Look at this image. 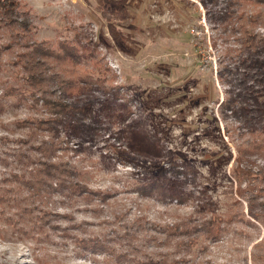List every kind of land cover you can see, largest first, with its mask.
Instances as JSON below:
<instances>
[{"label": "rangeland", "instance_id": "1", "mask_svg": "<svg viewBox=\"0 0 264 264\" xmlns=\"http://www.w3.org/2000/svg\"><path fill=\"white\" fill-rule=\"evenodd\" d=\"M19 1L34 23L24 39L68 40L93 51L89 61L104 57L108 68L101 64L95 75L101 84L76 97L93 109L95 140L88 141L85 131H61L70 139L62 156L95 191L92 200L75 196L55 206L30 197L35 166L24 162L31 152L19 141L29 128L17 122L49 115L27 91L26 97L5 99L0 264H120L118 257L134 260L124 264H165L159 253L171 260L177 257L169 252L174 246L154 247L145 232L136 239L137 230L126 225L139 218L172 225L198 208L199 215L213 211L227 229L217 241L202 240L189 254H179L186 260L181 264H264V117L256 121L262 129L255 137L245 111L225 102L242 94L236 86L245 72L238 62L244 56L228 50L240 47L226 32L230 0H128L123 16L112 12L118 0ZM11 35L0 27V88L23 90L11 60L24 48L6 47ZM132 130L145 137L129 146L125 135ZM39 134L46 138L50 132ZM257 140L263 142L258 149ZM173 163L197 172L177 176ZM154 180L166 190L182 188L187 200L138 188ZM93 243L106 248L93 251Z\"/></svg>", "mask_w": 264, "mask_h": 264}, {"label": "trees", "instance_id": "2", "mask_svg": "<svg viewBox=\"0 0 264 264\" xmlns=\"http://www.w3.org/2000/svg\"><path fill=\"white\" fill-rule=\"evenodd\" d=\"M127 2L128 0H118V3L113 5L112 12L116 15H125ZM229 2H231L229 6L233 9L230 11L232 15L230 27H226V32L229 31L227 36H234L240 47L228 50L235 52L236 56H244L238 62L245 72L241 73L243 80L236 86L238 90H242V94L238 93L236 98L225 102L229 103L230 109L245 111V119L251 122L250 133L257 137L262 127L258 126L256 121L264 117V99H262L264 96V33L258 31V28H264V0H230ZM236 6L237 9H235ZM109 25L111 31L117 36L115 24L110 21ZM0 27H5L12 34V39L6 47L16 43L24 48L11 60L23 82L21 85L24 91L15 85L0 88V114L4 111L6 98L13 95H20L23 98L26 97L25 91H27L28 97H31L36 104L41 103L49 115L44 120L29 118L17 122L18 125L29 128L26 138L19 141L25 143L27 150L31 152L30 154L26 151L27 155L24 156L28 161L24 160V162L35 166L32 170L30 197L41 202L49 200V204L55 206L65 204L73 200L75 196L92 200L95 191L77 178L75 166L62 156L69 149L70 139L64 138L61 131L64 128L78 135L80 133L84 135L85 131L88 141L95 140L97 135L95 130L98 129L94 126L93 109L79 104L76 97L81 95L84 89L91 88L93 83L101 84L102 79L95 75L101 72V64L108 68L107 62L104 61V57L97 56L89 61L87 57L92 55L93 51L85 48L82 50L79 45L72 44L68 40H61L55 44L48 38L40 41L24 39V35L34 29V23L30 13L23 9L19 0H0ZM233 58L232 56L231 60ZM222 104H225L224 101ZM247 105L252 106L247 107ZM249 108L255 109L253 115L247 113ZM40 130H48L50 135L44 138L40 136ZM125 136L129 146L141 143L145 137L134 130ZM248 144L252 145L251 142ZM82 145L81 142L79 148ZM261 145L263 142L258 141L255 143V148H261ZM179 167L181 168V165L173 163L174 173L177 176L186 174L187 171H192L194 174L197 172L193 167H188L187 171ZM148 186L162 195L171 197L172 200H187L182 188L174 187L166 190L157 180L146 186L140 185L138 188L146 190ZM200 212L198 208L197 214L192 213L190 216L180 218L172 225H161L160 222L152 219L139 218L136 224L126 226L128 228L133 226L137 230L134 237L136 239L141 232H145L146 240L154 247L174 246L175 249L172 251L167 249L163 252H174L177 257L174 258L172 254L173 258L169 260L168 254H159L166 257L162 258L165 264H181L186 260H183V256L179 254H189L202 240L217 241L220 234L227 229L221 225L224 220L217 217L213 211L210 210L211 213L207 215H199ZM225 223L228 224V221ZM162 234L166 237L161 240ZM174 238L178 241L172 243L171 240ZM100 246L93 243V251H102L106 248V245ZM118 260L120 264L134 261L127 257H118Z\"/></svg>", "mask_w": 264, "mask_h": 264}]
</instances>
